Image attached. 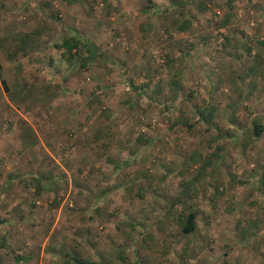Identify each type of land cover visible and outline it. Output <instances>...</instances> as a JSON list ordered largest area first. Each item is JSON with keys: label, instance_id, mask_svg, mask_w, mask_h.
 I'll list each match as a JSON object with an SVG mask.
<instances>
[{"label": "rangeland", "instance_id": "rangeland-1", "mask_svg": "<svg viewBox=\"0 0 264 264\" xmlns=\"http://www.w3.org/2000/svg\"><path fill=\"white\" fill-rule=\"evenodd\" d=\"M229 1L0 0V264H264V0Z\"/></svg>", "mask_w": 264, "mask_h": 264}, {"label": "trees", "instance_id": "trees-1", "mask_svg": "<svg viewBox=\"0 0 264 264\" xmlns=\"http://www.w3.org/2000/svg\"><path fill=\"white\" fill-rule=\"evenodd\" d=\"M236 1H238V0H230L229 3L231 4V3H234ZM249 1H252V0H249ZM33 34H37V31H34ZM29 40H30V34H26V36L22 40L24 46H21L19 48L20 51L22 49H25ZM259 43L264 46V42H259ZM56 48L61 51V53L64 57L68 56V58L72 59V60H74L75 58L78 57L79 58L78 64H79L80 68L87 69L88 65L93 63L92 61L88 60V59H90V57H91L90 55L92 54L91 53L92 49H91L89 43L83 42L82 37L76 31L74 32V36L65 38L63 40L62 44L57 45ZM81 50H85L90 55L86 56V57L81 56L80 55ZM251 71L256 72L258 75L260 73V76L264 80V61H260L259 59H257L255 65L252 66ZM0 77H1V83L3 84L4 88L6 89V91H9L7 88L6 81L3 79L1 66H0ZM131 85H132V88L134 90L138 89L137 87L134 86V84L132 82H131ZM171 87L173 89L172 91L177 93V90L180 89V84L177 80H173L171 82ZM189 96H191V95H189ZM196 114L198 115L199 119L202 120L208 126H210V127H216L217 126L214 122L215 114H214L213 109L208 110L206 108H198L196 110ZM253 126H254V130H253V133L248 135L249 138L251 136H253L254 138H261L262 135L264 134V125L260 121H258V119H255ZM173 127H174V124H172V128ZM139 141H140V143H146L143 136H141L139 138ZM201 162H202L201 153L195 152L187 159V161L185 163H186V167H189L190 165L200 164ZM205 169H206L205 166L201 165L199 170L197 171L196 177L191 181L184 182L183 190H182V197L184 199L190 200L191 192H192V184L195 180H197L198 178H201L204 175ZM262 182L264 184V172L262 175ZM179 218H180L179 219L180 225L182 226V230H183V233L185 235H191L196 231L198 213L196 212L195 209H193V206H191V208H189L188 213L186 215L183 213ZM0 224H4V221L1 220ZM69 256L70 255H67V257H69ZM67 257H65V258L63 257L62 264H102L100 262H95V261H91L89 259L80 258V257H77L75 255H71L69 258H67ZM27 260H28V258H26V257L16 256L15 257V264H23Z\"/></svg>", "mask_w": 264, "mask_h": 264}, {"label": "water", "instance_id": "water-1", "mask_svg": "<svg viewBox=\"0 0 264 264\" xmlns=\"http://www.w3.org/2000/svg\"><path fill=\"white\" fill-rule=\"evenodd\" d=\"M97 56V53L95 51H92L90 59H95Z\"/></svg>", "mask_w": 264, "mask_h": 264}]
</instances>
